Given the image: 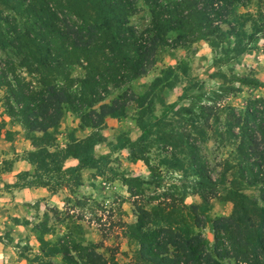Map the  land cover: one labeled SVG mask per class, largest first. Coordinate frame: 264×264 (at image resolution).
Segmentation results:
<instances>
[{"label":"trees","instance_id":"obj_1","mask_svg":"<svg viewBox=\"0 0 264 264\" xmlns=\"http://www.w3.org/2000/svg\"><path fill=\"white\" fill-rule=\"evenodd\" d=\"M141 1L150 14L149 23L143 29L130 23V18L140 10L139 0H0L3 7L0 51L5 54L0 62V87L6 89L4 108L7 116L25 131L47 137L44 143L41 141L42 146L28 153L26 161L34 166V172L18 174L20 182L13 187H50L53 192L76 188L82 185L83 170L98 171L106 160L94 154L95 146L101 142L98 132L80 139L73 136L64 148L50 147L55 140L49 138L59 127L64 108L81 114L84 129H98L107 117H122L126 94L111 103L102 102L115 90L145 75L155 64L161 48L189 47L206 40L224 56L235 52L236 60L246 52L240 47L239 36L246 33L237 10L251 0ZM4 12L7 14L2 18ZM75 67L85 71L84 77H71ZM22 73L33 81H27ZM214 77L226 79L219 73ZM236 81L262 84L258 80ZM74 85H77L76 92ZM204 93L203 84L189 82L179 100L191 95L201 100ZM175 106L176 103L169 105L160 116L151 115L148 120L140 116L141 135L137 142H146L158 131ZM200 108L208 111L206 117L203 113L196 114L194 107L181 108L182 114L190 115L188 122L192 128L208 125L212 111L218 119L215 106L201 105ZM227 119V130L219 137L229 134L230 139L236 140L241 158L231 169L237 167L239 180L247 187L257 186L259 196L250 197L236 191L234 201L239 212L211 218L208 204L216 195L218 178L213 179L199 138L193 137L196 133L182 132L171 141L169 135L167 146H181L187 152L182 154L184 159L168 153L158 166L183 175L188 172L199 178V182L150 208L137 206L132 235L145 264H230L231 261L264 264V98L249 100L244 112L230 109ZM234 128L238 135L232 132ZM200 133L203 136V128L199 129ZM135 155L132 154L133 159ZM69 159L76 160L77 164L66 166ZM140 160L147 163L145 159ZM156 169L161 171L159 167ZM138 181L137 178L122 179L129 187ZM188 190L194 191L201 203L187 205ZM206 228L214 235L212 246L201 232ZM39 242L43 252L47 246L52 256L62 254L63 264H79L76 259L81 264H116L110 263L92 245L73 242L65 247L53 246L42 239ZM41 263L47 264L44 260Z\"/></svg>","mask_w":264,"mask_h":264},{"label":"rangeland","instance_id":"obj_2","mask_svg":"<svg viewBox=\"0 0 264 264\" xmlns=\"http://www.w3.org/2000/svg\"><path fill=\"white\" fill-rule=\"evenodd\" d=\"M138 7L140 10L130 18V23L143 29L149 23L150 14L143 1L139 0ZM6 14L4 12L2 18ZM237 15L246 33L239 36L240 47L246 52L237 60L235 52L224 56L206 40L189 47H163L145 75L115 90L102 102L111 103L126 94V110L122 117H107L98 129H84L81 128V114L72 112L69 107L64 108L54 136H48L55 140L50 147L64 148L73 136L80 139L98 132L101 142L95 146L94 154L96 158L106 157L98 171L82 172L80 187L61 188L54 192L50 187H13L20 182L18 174L34 172V166L26 161L28 153L36 146H42L41 141L44 143L47 137L39 132L28 133L7 116L4 108L6 89L0 87V240L15 252L12 256L17 262L13 264L32 261L42 264L41 260L47 264H63L62 254L52 256L47 246L42 251L41 239L53 246L92 245L110 263L145 264L139 257V245L132 235L137 222V206L150 208L199 182V178L188 172L184 174L187 175L185 178L182 172L158 166L168 153H176L178 158L184 159L182 154L187 152L181 146H167L165 142L169 141V135L171 141L182 132L196 133L193 137L199 138L201 152L209 162L213 179L218 178L216 195L208 204L211 218L239 212L234 201L236 191L250 197L259 196L257 186L247 187L239 180L237 167L231 169L241 160L237 154V141L230 139L229 134H225V138L219 137L227 130L230 109L244 112L249 100L264 98V0H251L246 7L240 6ZM4 58L5 54L0 51V62ZM218 73L226 79L214 77ZM84 74L81 67H75L71 77L82 78ZM22 76L33 81L26 73ZM237 79H246L250 83L258 80L262 84L246 85ZM189 82L203 84L205 93L201 100L194 95L179 100ZM73 88L74 92L78 90L77 85ZM173 103L176 106L160 129L154 131L146 142L138 143L141 135L138 118L143 116L148 120L151 115L160 116L164 108ZM201 105L215 106L218 119L212 111L208 125L198 124L197 129L192 128V123L188 122L190 115L182 114L181 108L194 107L196 114L201 116L203 113L206 117L208 111L200 108ZM201 128L204 129L203 136L199 134ZM232 132L239 134L236 128ZM181 150L183 153L180 154ZM134 153L136 159L132 157ZM140 159L147 160V163ZM158 167L160 172L156 169ZM123 178H137L139 181L129 187L122 182ZM185 203L199 204L201 200L194 191L188 190ZM201 232L212 246L214 235L210 229ZM72 255L76 258L75 253ZM76 260L81 264L80 259Z\"/></svg>","mask_w":264,"mask_h":264},{"label":"crops","instance_id":"obj_3","mask_svg":"<svg viewBox=\"0 0 264 264\" xmlns=\"http://www.w3.org/2000/svg\"><path fill=\"white\" fill-rule=\"evenodd\" d=\"M65 164H66V166H75L77 164V161L74 159H69L66 161ZM12 255H15V252H13L12 247L10 245H8L7 243L0 240V264L16 263L17 260H15L14 256H12Z\"/></svg>","mask_w":264,"mask_h":264}]
</instances>
